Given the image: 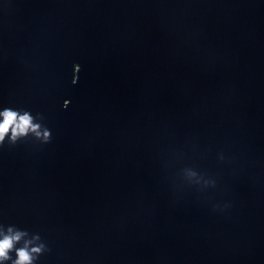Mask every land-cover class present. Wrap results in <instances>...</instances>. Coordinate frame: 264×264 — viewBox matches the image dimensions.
<instances>
[{
  "label": "water",
  "instance_id": "1",
  "mask_svg": "<svg viewBox=\"0 0 264 264\" xmlns=\"http://www.w3.org/2000/svg\"><path fill=\"white\" fill-rule=\"evenodd\" d=\"M4 108V264H264V0H0Z\"/></svg>",
  "mask_w": 264,
  "mask_h": 264
},
{
  "label": "clouds",
  "instance_id": "2",
  "mask_svg": "<svg viewBox=\"0 0 264 264\" xmlns=\"http://www.w3.org/2000/svg\"><path fill=\"white\" fill-rule=\"evenodd\" d=\"M34 118L28 112H19L11 108H4L0 110V143H3L5 135H8L10 141H15L19 136L25 135L27 132H36L39 136L41 133L36 130L39 128L37 123L33 122ZM43 138L47 139L49 133L45 131ZM25 233L19 230H14L9 227L6 231L0 228V264H4L5 260L10 259L9 250L13 248L14 244L24 236ZM28 242L21 248L16 249L17 257L13 264H33L35 259L34 254L42 251L43 246L28 248Z\"/></svg>",
  "mask_w": 264,
  "mask_h": 264
}]
</instances>
